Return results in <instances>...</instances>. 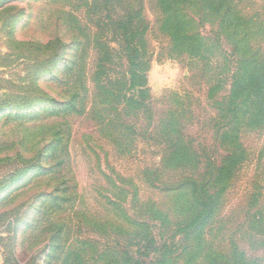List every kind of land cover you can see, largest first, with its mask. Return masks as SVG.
Listing matches in <instances>:
<instances>
[{
  "label": "rangeland",
  "instance_id": "374dc122",
  "mask_svg": "<svg viewBox=\"0 0 264 264\" xmlns=\"http://www.w3.org/2000/svg\"><path fill=\"white\" fill-rule=\"evenodd\" d=\"M202 4L195 0L182 13L189 30L209 43L203 61L172 50L156 0H99L95 10L94 0H0V112L8 109L0 115V187L14 181L0 199V264H63L77 257L81 264H183L191 220L177 206L192 180L201 192L209 181L211 191H222L221 211L204 233L205 246L218 252L210 258L223 262L231 248L264 264V226L253 236L250 224L264 212V125L233 124L227 91L240 60L235 53L244 48L234 36L239 26L227 11L211 13ZM235 4L243 21L264 20V0ZM136 8L151 26L148 109L105 107L89 93L77 113L14 108L45 98L43 107L53 109L69 97L68 88L52 82L55 65L44 66L51 55L39 39L59 30L67 46L72 35L111 41ZM252 44L264 47V29ZM84 50L92 67L95 49L87 43ZM73 57L67 49L58 67ZM126 63L117 59L115 74L128 70ZM76 89L83 91L82 83ZM172 117L197 158L192 166L169 163L173 147L163 125ZM233 151L244 152L227 184L219 170L229 168ZM53 241L59 251L52 256Z\"/></svg>",
  "mask_w": 264,
  "mask_h": 264
},
{
  "label": "trees",
  "instance_id": "16d2710c",
  "mask_svg": "<svg viewBox=\"0 0 264 264\" xmlns=\"http://www.w3.org/2000/svg\"><path fill=\"white\" fill-rule=\"evenodd\" d=\"M201 1L205 11L211 13L215 9L227 11L228 17L235 24L234 27L239 26V32H235L234 36L238 38V43L244 48L235 53L240 60L236 61L237 70L233 73L232 81L227 91V99L230 101L232 112L237 117L236 122L233 124L239 125L243 120H251L253 122H262L264 125V47L261 44L257 47L252 44V40L260 32V29H264V20L253 22L244 18L243 21V17L238 13L237 5H234L235 0ZM98 2L99 0H94V5H92L94 10ZM86 3L89 5V2ZM193 3H195V0H156V4L162 13L161 26L163 32L169 37L172 50L182 54L186 53L193 60L203 61L206 54L210 51L209 43L200 34L189 30L182 13L183 7ZM30 18H32V15L27 18V26L31 20ZM121 21L120 30L116 38L111 39V41L98 37L96 33L86 37L85 41L81 38L82 36L72 35L67 40L72 45L67 46L59 30L51 34V37L46 36L39 39L38 44L42 46L41 49L47 50L51 55L44 66L55 65L51 69V73L54 75L51 78L52 82L68 88L66 90H70L68 93L69 97L56 101V106L53 109H50V105L43 107V104L47 102L45 98L35 99L32 101L33 103L26 100L20 105H14V108L19 106V109L27 110V112L37 115L38 113L51 112V110L52 113L58 114L77 113L81 110L78 102L83 103V97L89 93L92 97L94 96L96 99L101 100V104L105 105V107L109 106L116 109L117 104H119L122 105L120 107L121 110L128 108L130 112L148 109L147 93L150 91L148 72L152 59V51L148 39L149 30L151 29L150 22L147 20L142 8L134 9L132 15L127 17L126 21L122 19ZM58 25L60 26V23ZM111 42L116 43L119 49H116ZM87 43L95 49L93 51L95 58H97L92 67H88L85 55L84 48ZM83 45L84 48L82 49ZM67 49L70 51L74 50L75 57L72 60H66L64 64L58 67L57 63ZM117 59L126 60V69L128 70L115 74L112 66ZM44 81L50 80L46 78ZM78 82L82 83L83 91H77L76 84ZM86 83L93 84V88H87ZM73 90L75 91L73 92ZM5 106L10 105L5 104ZM4 108L0 112L1 116L8 110L6 107ZM120 109L119 111H121ZM102 110L105 111L106 109L103 107ZM175 117L170 118L163 125V133L173 147L169 163L177 160L183 165L190 164L192 166L194 162H197V158L196 156H191L189 146L185 145L180 139L182 135ZM232 132L235 133L237 130L232 129ZM235 139L236 137L232 136L231 140ZM243 152L236 153L233 151L227 158L229 159L227 162V167L229 168H220V174L227 175V184L232 182V175H229V173L233 170L235 171L237 164L242 161ZM217 169V167H213L212 172L214 173ZM29 170L31 168L26 169V171L23 169L22 174L29 172ZM189 182H191L189 185L183 186L185 193L183 192L182 201L177 206V208L181 209L179 216L189 218L188 221L191 220L190 225L188 222L185 223L183 233L186 243L183 249L185 258L183 264H258L256 258L246 254L244 251L237 253L236 250L231 248L227 249V257L222 256L224 258L223 262L210 258L216 256L218 252L205 246L204 233L221 211L222 191H211L210 181L204 186L206 189L202 192L199 190L198 181L192 180ZM13 183L14 181H10L2 184V188L0 187V199L3 198L2 193L5 188H9ZM166 215L170 214L167 213ZM251 218L250 224L252 225L251 230H253L251 233L254 236V230L264 226V212H257ZM14 223L18 224L16 221ZM20 230L24 231L23 229ZM191 238H193V243L186 247ZM196 242H198L197 247H195ZM55 243L56 241L52 242V256L59 251ZM190 247L193 248L191 249ZM164 263L166 262L162 264ZM63 264H81V259L79 257L75 260L69 258L64 260Z\"/></svg>",
  "mask_w": 264,
  "mask_h": 264
}]
</instances>
